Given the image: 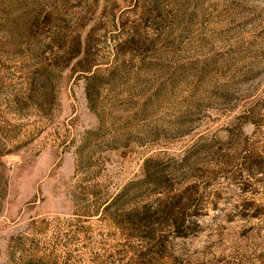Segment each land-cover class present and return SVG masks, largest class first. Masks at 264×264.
<instances>
[{"label": "rangeland", "instance_id": "obj_1", "mask_svg": "<svg viewBox=\"0 0 264 264\" xmlns=\"http://www.w3.org/2000/svg\"><path fill=\"white\" fill-rule=\"evenodd\" d=\"M0 264H264V0H0Z\"/></svg>", "mask_w": 264, "mask_h": 264}, {"label": "trees", "instance_id": "obj_2", "mask_svg": "<svg viewBox=\"0 0 264 264\" xmlns=\"http://www.w3.org/2000/svg\"><path fill=\"white\" fill-rule=\"evenodd\" d=\"M131 183L124 187L116 196L106 201V205L101 211L111 208L120 198L127 196L131 190ZM190 194L186 191L168 198L158 200L154 204H147L141 208L125 210L116 219L140 231L147 241H154L161 245L169 236L173 238H186L192 231V226L196 223L194 215L186 214V208Z\"/></svg>", "mask_w": 264, "mask_h": 264}]
</instances>
